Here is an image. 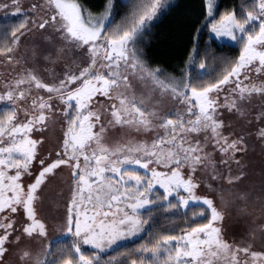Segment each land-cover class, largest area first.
<instances>
[{"label": "rangeland", "instance_id": "rangeland-1", "mask_svg": "<svg viewBox=\"0 0 264 264\" xmlns=\"http://www.w3.org/2000/svg\"><path fill=\"white\" fill-rule=\"evenodd\" d=\"M171 1L109 39L113 0L98 16L75 0H0V20L24 25L0 53V264H46L64 238L93 264L83 250L141 237L142 213L173 200L206 206L208 224L137 264H264V0L246 25L214 22L206 0L210 37L243 41L201 92L165 79L134 42Z\"/></svg>", "mask_w": 264, "mask_h": 264}, {"label": "trees", "instance_id": "trees-1", "mask_svg": "<svg viewBox=\"0 0 264 264\" xmlns=\"http://www.w3.org/2000/svg\"><path fill=\"white\" fill-rule=\"evenodd\" d=\"M89 16L103 13L110 0H75ZM206 0H172L148 23L135 41L145 62L156 68L165 79L186 76L189 91L201 92L228 75L241 54L242 41L229 44L217 42L208 32L209 16ZM154 0H113L109 23L104 36L121 38L141 22L152 8ZM258 12L256 0H215L213 21L232 13L240 25ZM256 25V24H255ZM21 19L0 20V53L9 50L15 36L23 29ZM251 29H246L249 32ZM244 32V33H245ZM146 228L141 237L95 254L83 250L81 256L93 264H137L145 252L156 249L165 240L177 239L193 229L204 227L210 220L209 209L202 204L181 208L179 203L156 204L142 213ZM97 256V257H94ZM70 238L50 244L46 264H77Z\"/></svg>", "mask_w": 264, "mask_h": 264}]
</instances>
